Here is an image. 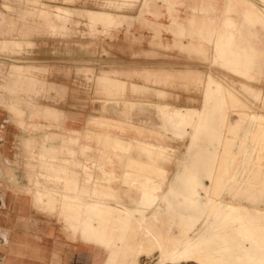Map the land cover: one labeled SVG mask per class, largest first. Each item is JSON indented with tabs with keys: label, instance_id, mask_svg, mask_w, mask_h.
<instances>
[{
	"label": "rangeland",
	"instance_id": "374dc122",
	"mask_svg": "<svg viewBox=\"0 0 264 264\" xmlns=\"http://www.w3.org/2000/svg\"><path fill=\"white\" fill-rule=\"evenodd\" d=\"M161 1L0 0V108L10 115L0 130L8 124L23 131L6 153L0 149V162H26L32 198L38 180L55 188L39 187L36 195L53 199L40 207L52 211L54 233L83 249L68 256L70 264H264V0ZM134 20L155 32L152 44L208 60L216 75H208L205 90L201 72L148 69L126 74L128 90L125 74L105 71L114 61L89 57L73 85L64 84L89 105L49 99L64 96L56 82L70 75L38 60L39 38L115 40L125 22L140 31ZM163 31L173 42L157 41ZM141 40L132 33V43ZM129 60V69L148 67L142 54ZM225 70L244 80L241 88ZM177 80L204 92L200 108L172 106L165 90L156 98L133 83ZM46 148L54 161L75 156L78 176L56 166L63 179L42 180L32 161L44 168L39 154ZM64 253L54 254V264Z\"/></svg>",
	"mask_w": 264,
	"mask_h": 264
},
{
	"label": "crops",
	"instance_id": "0c3cea01",
	"mask_svg": "<svg viewBox=\"0 0 264 264\" xmlns=\"http://www.w3.org/2000/svg\"><path fill=\"white\" fill-rule=\"evenodd\" d=\"M197 1H199L197 5H212L210 0ZM161 2L165 3L163 0ZM167 4L176 5L177 2L176 0H168ZM219 4L223 5V1L219 2ZM148 6V4L144 5L143 2V7L148 8ZM62 8L67 10H77L75 8L68 7ZM234 9L231 10L233 11ZM236 9H238V11L241 10H239L238 7ZM116 11L118 10H115V12ZM138 12L136 15H132L131 13L127 12H125V14L137 16ZM240 12H242V10ZM112 15L116 17L119 16L121 18L126 17L124 15ZM159 20L165 23L168 22L166 17L160 18ZM129 24L130 23L128 22L124 23L122 27L123 30H121L118 39L115 40H112L108 37H106L108 39H104L102 41L95 39L92 40L88 36H85V34L74 36L71 39H61L53 36L39 38L40 45L38 49L35 50L38 60L43 62L46 66L57 69L55 70L56 72L59 71L61 74L69 72L70 75V77L65 75L61 76L59 79L62 80L61 83L56 82L65 87L66 92L64 96L61 97L59 94H51L49 99H51V101L56 105L64 104L67 106H76L81 110L85 109V105L89 103L86 102L85 95L81 93H71L70 89L67 90L68 87L66 88V85H73L72 80L76 76L75 70H84V68L87 67L86 58L89 57L96 58V60L105 58V60L107 59L110 62L114 61L116 64H111V70L108 68L109 70L105 71H118L121 74H125V76L122 75L120 78L126 80L127 82L130 76L126 74L134 73V71L138 70L148 69L173 73L180 71H198L203 73V77L205 78L203 86V89L205 90L206 79L208 78V75H216L213 71L214 67L210 66V64L207 62L208 60H202L195 53L181 51L178 48L166 49L164 47L152 44L151 41L155 35L153 30L144 27L143 24L137 20L132 22V27L134 25H138L140 26V31L138 29L136 30L135 28L131 29ZM132 33L141 35V42L132 43ZM158 35L160 37L157 38V41L161 39L164 42H173L174 36L170 32L163 31ZM188 40V38H183L184 42H187ZM137 53L147 57V60L144 62H147L148 67L144 69H129L126 67V65H129V59L133 56H137ZM94 66L96 70H99L96 62L94 63ZM223 73L226 77L234 76L233 78H237L238 81L237 79H234L236 86L241 88V84L244 82L241 77L227 72L226 70L223 71ZM131 83L132 82H128V90L131 89ZM133 83L142 85V90L145 88L146 91L154 92L156 98H158V90H165L168 92L167 97L170 96L168 104L172 106H189L200 108L203 104L204 92L201 96L196 95L193 91V89L196 87L195 83H186L179 80L168 85L158 83L152 85L137 82ZM230 83L231 82L229 81H225L224 84L227 86L230 85ZM255 83L256 82H251L250 84H252L251 86L255 88ZM186 88L191 91L186 90ZM52 99L56 101H53ZM29 103L31 104L34 102H31L30 100ZM9 116L10 115L6 109L0 108V123L7 121ZM155 117L158 119L157 115ZM28 119V123H33L30 114ZM232 119L236 120L238 117L233 115ZM7 125L8 124L5 125V128L3 127L0 130V149L2 150V153H6V151L12 147H10V144H13L14 146L15 142L17 141L16 136L23 132L20 127L17 128L15 126H9L6 128ZM24 125L25 123L22 122L21 126ZM34 135L37 134L34 133ZM30 140V138L26 139L27 142H30ZM14 151L18 153L21 152V150L18 148ZM50 153L51 152L46 148L44 152L39 154V159L42 160V163L46 165L44 168L40 167L39 161H32V163H35V171L38 175L39 173L41 174L42 180L48 179V181L50 180L54 182L58 179L61 181L63 179L62 176H64V173L58 171L56 166L60 167L61 169L66 167L68 169L65 170H70L78 176L76 170H74V167H76L74 163L78 162L75 156H72L73 158L70 160L68 157L60 155L58 157V161H54L51 160L52 155H50ZM77 159L79 160V158ZM30 175L31 172L26 166V162L23 160L0 162V260L8 258L12 264H54V260L56 261L54 254L57 253L58 250H62L65 251L62 256V264H70L72 259L69 262L68 256H71L74 259L80 253H82L83 249L78 243H69L64 238L58 237V235L54 233L59 226L55 223V221L48 219L53 216L52 211L49 209H41L42 207H40L42 205H49L48 201H52L53 199L50 198L48 201L44 200V202H39L38 200L43 201V197L38 199L36 195L38 193L37 189L39 187L45 188L46 191L49 189V187H52L48 186V184L46 185V181L41 182L38 180L36 184L37 187L32 198L31 194L28 192V186L31 183ZM68 175L69 174L67 173V176ZM2 179L7 180L5 181L6 184L2 183ZM49 184L53 183L49 182ZM78 192L79 191L77 189L76 193ZM49 206L52 207L53 205Z\"/></svg>",
	"mask_w": 264,
	"mask_h": 264
},
{
	"label": "bare ground",
	"instance_id": "6f19581e",
	"mask_svg": "<svg viewBox=\"0 0 264 264\" xmlns=\"http://www.w3.org/2000/svg\"><path fill=\"white\" fill-rule=\"evenodd\" d=\"M228 206V205H227ZM233 207V206H232ZM229 208V207H228ZM227 221V220H226ZM247 227V226H246ZM249 230L253 229L254 227H247ZM204 258H206L205 256H203ZM206 261H209V258L205 259Z\"/></svg>",
	"mask_w": 264,
	"mask_h": 264
}]
</instances>
